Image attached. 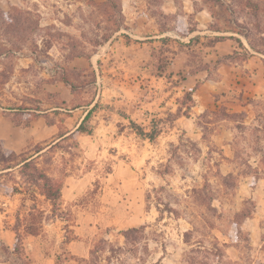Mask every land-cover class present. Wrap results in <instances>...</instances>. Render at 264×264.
Instances as JSON below:
<instances>
[{"label":"rangeland","instance_id":"374dc122","mask_svg":"<svg viewBox=\"0 0 264 264\" xmlns=\"http://www.w3.org/2000/svg\"><path fill=\"white\" fill-rule=\"evenodd\" d=\"M150 1L149 12L163 28L159 0ZM232 1L237 7L231 21L246 16L250 45L264 52V4L258 14L251 7L245 15L244 5L256 0ZM166 18L171 24L172 17ZM124 21L120 0H0V106L21 123L40 116L55 124L51 139L36 143L43 147L74 131L91 110V133L76 135L79 147L64 142L44 162L56 175L67 172L57 211L63 218L52 216L39 195L31 200L28 184L14 170L0 179L5 195L12 187L21 194L8 201L7 226L17 214L27 215L33 202L47 211L34 251L59 253L53 264H264L261 88L254 90L252 80L242 77L204 98V91L184 82L203 68L214 79L225 76L221 67L241 64L247 54L208 64L193 50L180 69L172 66L168 47L155 49L137 67L116 55L103 58ZM191 90L194 105L187 110L185 93ZM152 125L158 129L153 140L138 134V126L147 133ZM133 227L143 229L125 241L123 231ZM66 234L82 240L85 258L57 244ZM2 244L0 261L36 262L30 263L25 247L7 254Z\"/></svg>","mask_w":264,"mask_h":264},{"label":"crops","instance_id":"0c3cea01","mask_svg":"<svg viewBox=\"0 0 264 264\" xmlns=\"http://www.w3.org/2000/svg\"><path fill=\"white\" fill-rule=\"evenodd\" d=\"M256 1L259 4H264V0ZM150 5L153 7L154 2L120 0L125 26L108 42L107 51H104L102 55L103 58L116 55L121 58L122 63H130L133 67H137L143 61H148L153 56L155 49L168 47L172 49L171 52H168L169 55H172L169 57L172 66L180 69L185 65L187 54L193 50L200 52L203 62L208 64L220 57H228L245 51L247 57L242 60L243 64L230 62V64L223 65V68L221 67V70L225 71V76L214 79L211 77L213 72H210L208 68H203L190 74L184 82L187 86L196 85L198 93L204 91V98H209L212 93L220 92L219 94H222V92L231 89L234 85L239 84V80L243 77L252 80L250 85L253 89L254 87L255 89L261 88V95H264V52H259L251 47L248 29L243 25L246 16H236L231 21L230 13L237 7L232 0H221V2L159 0L156 7L159 10L158 15L163 18V24H165L163 28L157 22L156 17L151 16ZM248 10L249 8L245 6V15L249 14ZM168 16L173 19L171 24L170 20L166 18ZM262 22L264 24V16ZM59 23L61 22L59 21ZM218 70L220 71V67ZM17 120L15 114L7 112V109L0 106V150L2 152L19 153L30 145L51 139L57 132L55 124H47L40 116L28 123L17 122ZM6 171L1 169L0 161V179ZM5 187L1 182L0 242L12 249L15 243V232L12 230V226H7L5 219L9 211L8 201L21 194L10 192V195H5L2 191ZM40 236H42L41 233L24 236L22 245L31 255L28 259L30 263L33 260L36 261L34 264H53V259L57 258L59 253L51 256L46 254L37 256L36 252L38 251H34L37 240L41 239ZM63 240L64 237L57 244H64L72 256L85 258L84 249H79L82 243L79 237L69 242H63ZM28 249L34 253L30 254ZM32 256L35 259H32ZM0 264L10 263L7 260H1Z\"/></svg>","mask_w":264,"mask_h":264},{"label":"trees","instance_id":"16d2710c","mask_svg":"<svg viewBox=\"0 0 264 264\" xmlns=\"http://www.w3.org/2000/svg\"><path fill=\"white\" fill-rule=\"evenodd\" d=\"M221 2V0H218ZM244 6L248 7L249 9H256V13L258 14V10L260 9V4L256 1V3H246ZM257 17V16H256ZM258 23L261 24L260 18H258ZM117 30V29H116ZM264 33V30L262 31ZM107 40V38L105 39ZM232 56V55H231ZM68 82V81H66ZM192 90L185 93V97L189 101L186 109H190L193 103L192 99ZM91 110L88 111L81 122L78 124V126L75 128L72 132H65L60 133L56 140L52 141L50 144H47L46 146H41L40 144H34L30 145L28 147H31L30 153H28V147L24 149L23 151L16 153V152H2L0 150V161H1V169L7 170L6 173H11L14 170L18 172V174L24 179V182L28 184V188L26 191L32 192L31 194V200H35V197L42 196L46 201H48L51 205V212L52 216H58L57 211L60 209L61 204V198H62V186H63V177L67 173L66 170H64L60 175H56L55 173H52L48 167H46L45 163L47 160H51V154L54 151V148L61 147L62 143L67 142L71 140L73 142L74 147H79V143L76 140V135L81 133H91V129L89 128V118H90ZM187 115V113L185 114ZM18 122V121H17ZM133 126H135V123L131 122ZM243 126L246 128L247 126L243 124ZM137 127V126H136ZM249 128V127H247ZM253 131H260V128L255 127ZM137 132L140 136L146 137L150 140H153L158 132L157 127H154V125L151 126V130L149 132H144L142 129L137 128ZM261 132H264V126L261 125ZM56 141V142H55ZM9 163H4V162ZM168 167V166H167ZM1 186V182H0ZM11 192H19V188L12 187ZM207 210L212 211L213 207L209 206ZM170 212L176 213L175 210L169 209ZM253 211L250 213L244 214V217H249ZM61 217V216H58ZM63 218V217H61ZM32 220H35L36 223ZM44 221V212L39 209L37 206H35V203H32V206L30 207V211L27 213V215H24L21 217L19 214L15 216V224L12 226V230L15 232V243L13 245L12 249H9L7 246L3 245V249L7 252V254H14V253H20L21 249L23 248V238L26 235H38L42 229V222ZM21 227L23 228V231H21ZM210 229L213 228L212 225L209 226ZM143 228H129L125 231H123V235L125 237V241L134 240L133 234L141 231ZM67 228H65V231ZM193 230H190L187 234H192ZM76 238V236H68L67 234L64 235L63 242H69L72 239ZM213 248L218 252L220 249L218 247V243H212ZM197 251H200V249H196ZM92 250L90 251V253ZM218 255V253H215ZM58 258V257H57Z\"/></svg>","mask_w":264,"mask_h":264}]
</instances>
